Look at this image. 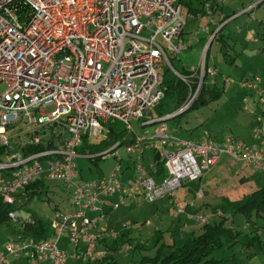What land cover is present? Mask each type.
<instances>
[{
  "label": "built area",
  "instance_id": "2783aa9c",
  "mask_svg": "<svg viewBox=\"0 0 264 264\" xmlns=\"http://www.w3.org/2000/svg\"><path fill=\"white\" fill-rule=\"evenodd\" d=\"M228 1L204 0L205 12L213 18V7ZM260 3L264 0L223 18L213 30L204 27L208 42L199 67L179 75L168 59V53L185 49L178 0H0V87L6 88L0 95V199L12 205L27 186L45 179L59 182L69 192L73 208V212H54L48 237L0 248V264H66L67 254L59 247L63 237L75 249L83 244V256L92 258L97 244L117 239L106 214L138 196L148 204L172 198L185 183L198 182L222 157L264 173V114L259 118L261 127L252 130L260 148L231 138L182 139L168 132L166 125L192 108L205 79L212 82L217 76L205 58L221 29ZM165 63L186 88L187 97L176 112L154 119L149 112L164 99V76L159 70ZM241 87L255 89L247 81ZM260 103L264 105V96ZM132 121L142 127L158 122L152 134L137 136L125 148L137 156L134 175L123 179L119 160L106 178L81 179L77 160L95 159L78 151L84 136L108 124H119L133 134ZM18 123L28 126L26 132L11 135ZM57 125L67 131L66 138L60 136L64 139L60 148L54 144L60 137L44 136L45 128ZM38 146L43 149L27 152L28 147ZM119 148L116 143L102 156L112 153L117 158ZM148 152L164 163L167 177L161 184L145 166ZM9 219L16 223L19 217L11 213Z\"/></svg>",
  "mask_w": 264,
  "mask_h": 264
},
{
  "label": "rangeland",
  "instance_id": "374dc122",
  "mask_svg": "<svg viewBox=\"0 0 264 264\" xmlns=\"http://www.w3.org/2000/svg\"><path fill=\"white\" fill-rule=\"evenodd\" d=\"M256 1L229 0L221 10L213 15V18L206 12L196 16L188 14L184 3L182 19L185 25L181 40L185 49L176 55L168 53L172 69L179 75L191 69H197L201 63L203 49L208 42V34L202 29L207 26L211 30L215 29L221 24L223 18L240 13ZM211 19L214 25L211 24ZM238 30L242 33L237 34ZM262 35H264V3H260L258 8L251 13L244 14L230 22L218 33L208 46L205 62L208 68L218 72L214 80L217 88L222 90L220 97L208 102L207 105L196 103L183 115L170 121L167 120L168 132L182 139L202 141L232 138L237 141L243 140L246 144L260 148V142L253 140L252 130L261 127L260 120L253 114L260 115L261 111H264V105L259 102L260 93L264 91ZM219 38L225 42V45L219 41ZM172 69L165 63L159 70L166 82L176 79ZM225 81L228 82V86L224 84ZM241 81L249 82L254 85L255 89L242 88ZM210 82V79H205V86ZM5 90V87H0V95ZM172 111H174L173 102L163 100L156 109L149 112V116L155 119ZM130 126L133 134L127 132L119 124H108L101 131L92 132L88 138L89 145H97L107 138L109 142L101 149V152L93 155L95 159L80 158L77 160L81 179L87 181L104 179L114 172L119 160L121 177L127 179L134 175L137 156L134 153H127L125 148L137 136L152 134L157 125L142 127L141 123L132 121ZM16 127V131L11 135L18 134L20 131L24 134L28 128L20 123ZM110 128L112 130H109ZM52 133L56 138L67 135L66 129L62 126L57 125L44 129L46 138H49ZM114 139L122 144L117 150L118 157L114 158L113 154H110L97 158L113 149ZM63 140L61 137L59 140H54L57 148L62 147ZM261 151L264 154V147ZM222 158L221 162L228 161L225 164V172L216 169L213 173L211 172L210 177L204 180V183H208V191L211 195L206 193L205 187L198 191V183L193 182L185 183V188L181 190L183 195L187 189L193 192L195 202H197L196 207L199 209L203 208V205L196 198L203 191L208 197L206 199L208 201H204L210 205L208 208H203L202 211L182 209L183 211L176 213L179 209H172L174 199L170 197L158 200L154 204H148L142 196L127 200L126 206L120 207L112 214H106L105 217L111 230L117 234V239H109L103 245L98 244L92 258L81 256L79 259H74L72 256L75 248L68 243L67 237H63L67 239V245L64 246L60 242L59 247L67 254L66 264H106L108 257L113 258L117 264H162V260L177 249H181L188 240L204 234L205 226L220 223L225 230L232 232L233 238L231 244H226L214 252L213 258L227 259L223 264H264V250L259 252L261 244V248L264 249V218L258 217L255 212L246 214L237 210L248 204L254 192L264 189V173L248 167L246 172L248 171L250 177H254L256 183L250 188L253 190L247 189L248 192L244 189L240 190V178L236 177V173L242 170V164L228 157ZM146 163H152V159L149 158ZM42 181L43 189L38 196L30 199L24 196L19 200L20 207L14 213L20 220L11 223L8 228L0 226V248L22 239L23 235H11L10 231L19 230L26 221L36 218L51 221L55 211L73 212L69 192L59 182L45 181V179ZM176 199H181V201L184 199L187 202L183 196ZM189 204L194 205L193 202ZM189 216L191 220L188 219ZM202 219L207 222H201ZM82 247L81 244L80 248ZM106 257L107 261H102ZM17 264L27 263L18 261Z\"/></svg>",
  "mask_w": 264,
  "mask_h": 264
},
{
  "label": "trees",
  "instance_id": "16d2710c",
  "mask_svg": "<svg viewBox=\"0 0 264 264\" xmlns=\"http://www.w3.org/2000/svg\"><path fill=\"white\" fill-rule=\"evenodd\" d=\"M178 2H179V4H181V6H183V4L185 3V6L187 8V13L191 14L193 16H196L198 14H202L205 12L204 0H187V1L178 0ZM222 8H223V5L220 6L219 8L214 6L213 11H215V13H217ZM227 18H229V17H227ZM227 18H224V19H227ZM238 18H240V17H238ZM227 25H225L221 29V31ZM261 40L264 41V35L261 36ZM219 41H221L222 44L225 45V42L221 38H219ZM217 75H218V72H217ZM214 79L207 86L204 85L203 90H202L201 94L199 95L195 104L199 103L201 105H207L208 102H211V101L218 99L220 97V93L222 92V90L217 88ZM243 82L244 81H241L240 84H242ZM163 87L165 90L163 100L172 101L173 105H174V111H172L168 114H165V115H160L159 117H157L155 119H159V118H162L166 115H170V114L176 112L182 106V104L185 102L186 97H187L186 88L177 79H174L173 81H167V82L164 80ZM261 96H264V92L260 93L259 102H260ZM194 105L192 106V108L194 107ZM260 114H264V111H261ZM179 116H181V115H179ZM173 119H175V118H173ZM173 119H170V120H173ZM170 120H168V121H170ZM176 127L178 128V125H176ZM109 130H112V129L110 128ZM26 136L29 139L31 138L30 134L29 135L27 134ZM66 137H67V135L63 136V138H66ZM117 139L113 140L114 145L116 143L121 144ZM214 140H217V139H214ZM232 140L237 141V139H232ZM108 142H109V138H107L105 141L99 143L98 145H89L88 144V137L84 136V138L82 140V145L79 148V152L84 153V154H92V155L98 154L99 152H101V149L107 145ZM51 145H53V144L50 143L49 146H51ZM42 149H43V146H38L35 148L28 147L27 152L28 153L29 152L30 153L37 152V151L42 150ZM110 154H112V153H107L104 156H108ZM148 154H149L148 157L152 159V163L147 164L146 162L148 161L149 158L145 156V159H144L145 164H146L145 166L147 169H149V166L151 167V169L149 170L150 175L153 176V178L157 184H161L162 181L167 177V173H166V170L164 167V163L155 154L149 153V152H148ZM100 157H103V156L100 155L97 158H100ZM42 189H43V181H39V182H36L34 184L27 186L23 191L20 192V194H18L15 197V201L12 205L3 204L1 199H0V226H2V227L5 226L6 228H8L11 225L12 222L9 219V215L11 213H14V212L16 213V211L19 209V207H20L19 206V200L21 199V197L27 196V197H29V199L34 198L35 196H38L40 194V191ZM237 210L241 211L243 213H246V214H250L251 212H255V214L258 217L264 218V189H261V190L254 192L252 197L249 198L248 204L242 208H238ZM19 220H20V218H19ZM205 229L206 230H205L204 234L200 235L197 238L188 240L183 245V247L181 249H177L176 251L172 252L170 254V256L166 257L164 260H162L161 263L162 264H223L224 261H227V259H215V257L213 258L212 256H213L214 252H216L218 249H221L224 245L231 244V240L233 238L232 232L228 229L225 230L222 223L217 224V225H213V226H205ZM49 233H50V221H48V220L44 221L42 219H37V218L24 222L22 228H20L19 230L10 231L11 235H17V234L23 235L21 240L28 239V238L40 240V239L48 237ZM102 243H103V241H101L99 244H102ZM261 247H262V244L259 246V252H262V250H264ZM106 259H107V257L105 259H103L102 261L106 262L107 261ZM102 261L100 263H102ZM106 264H117V263L114 261L113 258L108 257V261Z\"/></svg>",
  "mask_w": 264,
  "mask_h": 264
},
{
  "label": "crops",
  "instance_id": "0c3cea01",
  "mask_svg": "<svg viewBox=\"0 0 264 264\" xmlns=\"http://www.w3.org/2000/svg\"><path fill=\"white\" fill-rule=\"evenodd\" d=\"M241 32V31H240ZM242 33V32H241ZM257 114V113H256ZM256 114H253V115H255L258 119L260 118V116H261V114L260 115H256ZM260 120V119H259ZM89 138V137H88ZM239 141H243V140H239ZM243 142H245V141H243ZM246 143V142H245ZM98 145V144H97ZM148 153L145 155L146 157H148ZM221 159H223V158H221ZM221 159L215 164V166H213V168L208 172V173H206V174H204V176L199 180V182H193V183H198V187H197V190L198 191H201V190H203L204 189V187H205V190H206V193L207 194H209V195H211L210 194V191H208V188H209V186H208V183H204V180L205 179H207L208 177H210V175H211V172L213 173V171H215L216 169H220L221 171H223V172H225L224 170H225V164H227V162L226 163H223V162H221ZM221 164H223L222 166H221ZM244 166V167H243ZM248 167H252V166H250V165H244V164H242V170L240 171V172H238V173H236V177H239L240 178V181H239V185H240V190L242 189H244V190H246L247 192H248V190L247 189H249V191L250 190H253V189H250L251 187H253V184L255 185V183H256V180L254 179V177H250L249 176V174H248V171L246 172V170L248 169ZM244 169V170H243ZM186 184H184L181 188H180V190H179V192L174 196V197H170L171 199H174V200H172V209L173 210H176V209H181V211H183L182 209H185V210H200V211H202L203 210V208H208L210 205H208V203H204V201L206 202V201H208V200H206L208 197H206L205 195H204V193H203V191H202V194H201V198H196V199H199L201 202H202V205H203V208H200L199 209V207H196V203L197 202H195V198H194V194H193V192L190 190V189H187V190H185V194L183 195V193L181 192V190L182 189H184ZM239 192V191H238ZM241 192H243V191H241ZM200 194V193H199ZM184 197V198H186L187 199V202H186V200H182L181 201V199H176V198H181V197ZM187 196V197H186ZM131 200V199H130ZM194 203V205H192V204H189V203ZM177 211L178 210H176V213H177ZM219 217H221V215L219 214ZM188 219L189 220H191L190 219V216L188 217ZM108 223V222H107ZM109 226V225H108ZM110 228V227H109ZM111 229V228H110ZM107 240H109V239H104L103 240V243H106L107 242ZM60 242H62V244L65 246V245H67V239L66 238H63V239H61L60 240ZM103 243L102 244H99V245H103ZM60 244V243H59ZM83 245V244H82ZM98 245V244H97ZM97 247V246H96ZM96 249V248H95ZM83 253H84V245H83V247L82 248H78V249H75V253L73 254V258L74 259H79L81 256H83ZM93 257V256H92ZM103 259V258H102ZM18 262H15V261H12L10 264H17ZM44 264H46V263H44Z\"/></svg>",
  "mask_w": 264,
  "mask_h": 264
},
{
  "label": "water",
  "instance_id": "95a60500",
  "mask_svg": "<svg viewBox=\"0 0 264 264\" xmlns=\"http://www.w3.org/2000/svg\"><path fill=\"white\" fill-rule=\"evenodd\" d=\"M156 124H158V122H154V123L148 124L147 126H152V125H156Z\"/></svg>",
  "mask_w": 264,
  "mask_h": 264
}]
</instances>
